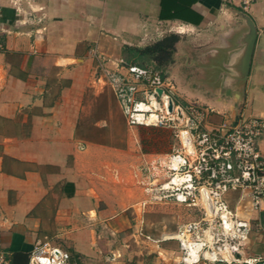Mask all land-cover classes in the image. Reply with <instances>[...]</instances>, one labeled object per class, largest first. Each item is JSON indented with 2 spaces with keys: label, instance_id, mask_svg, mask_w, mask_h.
<instances>
[{
  "label": "crops",
  "instance_id": "0c3cea01",
  "mask_svg": "<svg viewBox=\"0 0 264 264\" xmlns=\"http://www.w3.org/2000/svg\"><path fill=\"white\" fill-rule=\"evenodd\" d=\"M18 4L42 20L19 23ZM249 19L257 35L246 73ZM168 25L187 30L165 74L178 102L209 109L206 128L264 116V0L248 9L239 0H0V251L11 263L50 241L77 264H169L133 240L157 187L144 170L171 155L137 146L142 124L114 104L111 82L138 65L125 48L161 39ZM125 126L128 135L117 133ZM228 196L252 224L245 257L264 261V201L255 211L239 191Z\"/></svg>",
  "mask_w": 264,
  "mask_h": 264
},
{
  "label": "built area",
  "instance_id": "2783aa9c",
  "mask_svg": "<svg viewBox=\"0 0 264 264\" xmlns=\"http://www.w3.org/2000/svg\"><path fill=\"white\" fill-rule=\"evenodd\" d=\"M255 1L239 0L240 5L245 9H248ZM17 11L19 14L23 13V17L19 21L21 24L42 20V17L33 15L32 11L23 9L21 4H18ZM2 46L0 41V48ZM128 73L129 75H112L111 82L117 96L123 102L124 111L130 117V124L168 125L176 119H185L190 128L198 133L195 137L189 130H184L189 135L186 142L183 141L182 135L180 136L183 146L170 158V167L174 172L169 177H164L165 181L159 186L160 191H174L178 200L186 201L189 195L194 194V189L199 187L195 183H199L204 173H207L211 179L210 187L213 188L209 191L210 200L204 196L203 189L201 190L204 204L208 208L221 209L224 228H226L227 222L232 224L233 228L236 223L238 230H243L241 236L246 238L252 229V224L240 219L237 211L232 210L225 202L219 206H214L211 194L222 195L230 191H239L241 200H249L255 211L262 210L264 201V152L259 147V139L264 134V116H240L234 121L225 120L215 128H206L209 109L196 103L183 106L176 102L167 93L166 83L160 72L133 64L128 65ZM139 82L149 86V91L145 92V100L136 101L132 95L137 92ZM158 88L163 89L162 94H159ZM158 98L161 101H158ZM143 102L149 109L142 111L143 116H141L140 104ZM170 104L172 110L169 109ZM153 110H155V117L152 116ZM203 126L206 128L204 131H197ZM190 145L193 146L192 150L189 149ZM184 149L188 153L184 154ZM181 187H188V189L182 190ZM215 188L219 189L220 192ZM234 218L235 220H233ZM191 229L195 231L199 227L197 224L191 225L190 229H186L180 234L182 235L180 238L176 237L183 241L184 247L186 240L184 236ZM136 233L142 238H150L144 233L142 227H139ZM120 256V252L112 253L109 259L115 260ZM200 259L199 254L197 261ZM253 262L255 263L250 264H264L260 258H255ZM0 264H12L3 251H0ZM28 264L77 263L68 250L56 246L50 241H43L35 245L30 253Z\"/></svg>",
  "mask_w": 264,
  "mask_h": 264
},
{
  "label": "rangeland",
  "instance_id": "374dc122",
  "mask_svg": "<svg viewBox=\"0 0 264 264\" xmlns=\"http://www.w3.org/2000/svg\"><path fill=\"white\" fill-rule=\"evenodd\" d=\"M184 33H187L186 27L181 25H168L166 27V33L161 38L164 39L162 49L159 48L156 52L151 54L152 58L149 59L146 57L142 59L143 57H141L136 63L142 67L155 69L160 72V74H166L169 63L172 60V55L175 52L176 42L174 43V47L171 48V46H173L172 41H169V39L166 40L165 38L173 34L179 36ZM155 42H151L149 45H154ZM170 50L172 51L171 55L169 52ZM164 81L166 83L167 93L178 102L176 94L174 93L175 90L173 83L166 79V75ZM147 90L149 91V86L145 85L143 82H139L138 90L132 95V97L135 98L136 101L145 100V92ZM112 100L114 104L120 106V110L122 108L124 109L123 102L118 97L114 96V99ZM158 101H161L160 98H158ZM181 104L183 106L188 105L185 103ZM200 128L201 129L197 131L200 132V130L204 131L206 129L204 126ZM182 130H189V132H192L195 137L198 135L197 132L190 128L185 119H176L168 125L142 124L136 127L135 131L137 146H140L143 152L166 149L172 156L183 146L180 137L182 135ZM116 131L120 135L125 136L128 135L129 132L126 126L119 127ZM185 149L184 154L188 153L187 151L185 152ZM189 149L192 150L190 147ZM171 169L170 161L168 164L161 166L159 160H154L153 163H151V169L144 170V173L148 176V181L150 180L154 186H157L153 187L154 192L151 201L149 202L150 207H147L146 211L144 210L140 213L141 218L139 227H142L144 233L149 235L150 238L147 239L145 237H140L138 240L134 239L133 243L136 246H144L150 251V255H152L153 258L158 257L163 262H168L169 264L255 263L253 262L254 259L245 257V237L241 236L243 230L239 231L236 223L234 224L232 231L227 230L223 226L221 209H216L215 207L208 208L204 204L201 190L203 189L204 196L210 200L209 191L213 188L210 187L211 179L207 173H204L199 183H195L199 187L194 189V194L189 195L186 201H180L176 198L174 191H160L159 186L165 181L164 177H169L174 172ZM181 189L187 190L188 187H181ZM215 190L218 191L219 189L215 188ZM229 193L230 192H226L222 195L211 194L214 206H219L222 202H225L232 210H234V208L231 207L230 197L228 196ZM163 194L166 195L160 197L163 196ZM233 220H235V218ZM195 224L198 225L199 229H196L195 231L194 229H191L186 232V235L184 236L186 239L185 242H190L186 243L189 247L200 246V248L203 247V249L200 251L201 259L197 262L190 263L185 259L189 255L188 248L186 246L184 247L183 241L178 238L182 236L180 234L186 231V229H190L191 225ZM137 226L138 225H136V227ZM192 242H200L204 243V245L200 243L195 245ZM204 251H209L212 253V256L205 258ZM195 259H198V257ZM228 261H230V263H228Z\"/></svg>",
  "mask_w": 264,
  "mask_h": 264
},
{
  "label": "trees",
  "instance_id": "16d2710c",
  "mask_svg": "<svg viewBox=\"0 0 264 264\" xmlns=\"http://www.w3.org/2000/svg\"><path fill=\"white\" fill-rule=\"evenodd\" d=\"M165 39L166 40L169 39V41H172V45H173V46H171V48H172V47H174V43L179 39V37H178L177 34H173V35H171L169 37H166ZM163 40L164 39H161V40L155 42L154 45H152V44L151 45H147L144 48H125V53H129V55H130L129 57H133L134 58L133 59L134 63H136L139 59H141V57H143L142 59H144L146 57H148L150 59V58H152L151 54L156 52L157 49H159V48L162 49ZM169 52H170V55H171L172 51L170 50ZM162 76L165 77V74L162 73ZM73 258H74V256H73ZM28 262H29V256H25V262L23 264H28ZM12 264H18V261H16V258H14L12 260Z\"/></svg>",
  "mask_w": 264,
  "mask_h": 264
},
{
  "label": "bare ground",
  "instance_id": "6f19581e",
  "mask_svg": "<svg viewBox=\"0 0 264 264\" xmlns=\"http://www.w3.org/2000/svg\"><path fill=\"white\" fill-rule=\"evenodd\" d=\"M182 29V28H181ZM149 108L147 107V105H146V103L145 102H143V103H141L140 104V111H141V116H143V112L142 111H146V110H148ZM155 110H153V117H155L156 115H155V112H154ZM142 124V123H141ZM182 136H183V141H187L188 140V138H189V135H188V133L186 132V131H182ZM191 149H193L192 148V145H190L189 146ZM209 197H210V195H209ZM211 198V197H210ZM209 199V198H208ZM226 228H227V230H229V231H232V229H233V227H232V224H230V223H228L227 222V224H226ZM180 238V237H179ZM185 242V241H184ZM186 243H190V242H185V246L188 248V256L185 258L186 259V261H188V262H190V263H193V262H195V261H197L198 259H199V254H200V251H202V249H203V247H201L200 248V246H191V247H189V246H187L186 245ZM193 244H198V243H200V242H192ZM200 244H202V245H204V243H200ZM196 252H197V254H196ZM212 256V253H210V252H205L204 251V257L205 258H208V257H211ZM198 257V259H195V258H197Z\"/></svg>",
  "mask_w": 264,
  "mask_h": 264
},
{
  "label": "water",
  "instance_id": "95a60500",
  "mask_svg": "<svg viewBox=\"0 0 264 264\" xmlns=\"http://www.w3.org/2000/svg\"><path fill=\"white\" fill-rule=\"evenodd\" d=\"M249 24H250V33H249V37H248V44H247V48H246V57H245V71L246 73L248 72L249 66H250V60H251V56L253 53V48H254V43H255V38L257 35V31L254 25V22L249 19ZM157 91L159 92V94H162L163 89L162 88H158ZM169 109L172 110V105L170 104Z\"/></svg>",
  "mask_w": 264,
  "mask_h": 264
}]
</instances>
